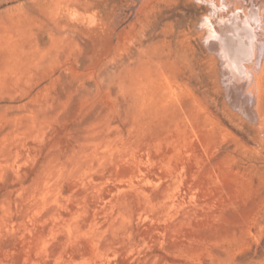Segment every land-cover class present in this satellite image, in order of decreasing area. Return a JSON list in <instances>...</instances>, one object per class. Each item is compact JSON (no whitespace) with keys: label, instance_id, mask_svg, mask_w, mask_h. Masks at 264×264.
<instances>
[{"label":"rangeland","instance_id":"374dc122","mask_svg":"<svg viewBox=\"0 0 264 264\" xmlns=\"http://www.w3.org/2000/svg\"><path fill=\"white\" fill-rule=\"evenodd\" d=\"M201 3L0 0V264H264V90L225 105Z\"/></svg>","mask_w":264,"mask_h":264},{"label":"bare ground","instance_id":"6f19581e","mask_svg":"<svg viewBox=\"0 0 264 264\" xmlns=\"http://www.w3.org/2000/svg\"><path fill=\"white\" fill-rule=\"evenodd\" d=\"M205 1L200 14L193 16L190 31L197 33L209 57L225 105L241 118L247 110L259 117L256 108L264 90V0ZM233 95L241 112L229 104Z\"/></svg>","mask_w":264,"mask_h":264}]
</instances>
